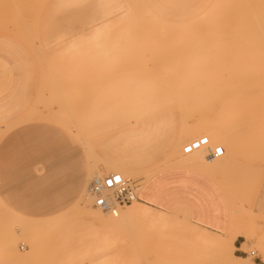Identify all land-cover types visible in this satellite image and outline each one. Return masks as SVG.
<instances>
[{
	"label": "rangeland",
	"instance_id": "1",
	"mask_svg": "<svg viewBox=\"0 0 264 264\" xmlns=\"http://www.w3.org/2000/svg\"><path fill=\"white\" fill-rule=\"evenodd\" d=\"M186 4L0 0V264H232L227 237L239 231L241 263L264 264V0H190L199 22L190 26ZM175 95L178 115L167 128L146 137L138 124L119 137L124 151L91 149L123 130L120 102L148 96L167 107ZM224 112L236 117L244 146L259 140L256 159L252 151L249 162L178 166L182 146L203 136L197 116ZM89 167L85 186L119 171L139 191L166 172H196L219 192L227 230L206 231L183 210L138 199L117 205L129 215L111 224L119 214L95 208L87 187L79 197Z\"/></svg>",
	"mask_w": 264,
	"mask_h": 264
},
{
	"label": "crops",
	"instance_id": "2",
	"mask_svg": "<svg viewBox=\"0 0 264 264\" xmlns=\"http://www.w3.org/2000/svg\"><path fill=\"white\" fill-rule=\"evenodd\" d=\"M189 1L190 0H187V4L185 5V23L187 24L192 23L190 20L192 10L191 5L188 4ZM220 10H223L222 7H217V11L219 12ZM218 16L220 17V15ZM193 23L199 22L195 21ZM235 23H239L238 20H235ZM213 24H221V22L218 23L215 21ZM170 103L171 105L166 107L164 105L165 103L161 100L148 96L144 100L120 102V106L121 104H125V106L119 113H123L125 117L124 119H121L122 117L119 118L123 122L116 130H123L115 133V135L112 136H115V138L110 137L103 144L99 142V139L94 141V145L91 146V149L98 146L105 147V150L112 154L124 151L128 144L123 142L119 137H122L125 135L124 133L137 127L138 124L141 126L139 133L146 137L156 134L159 128L163 126V123L166 124L165 127L167 128V125H169V119L172 118L174 114L178 115L175 96L170 99ZM135 111L137 112V116L132 118ZM116 113L118 114V112ZM180 130L179 127V139H181ZM81 145L85 150L87 147H90L88 139L85 138V136H82L81 138ZM140 159L142 160L141 157L138 158L135 154H128L126 157L128 162L139 161ZM106 165L113 169L128 171V169L117 164L106 163ZM89 168L88 170H84L80 179L79 192L81 190V193L87 187V185L85 186V181L88 180L86 176L89 177ZM81 193L79 197L81 196ZM137 199L151 208L165 212L178 209L183 210L191 222L202 227V229L206 231L212 233H224L227 230V228H220V225L224 221V205L219 192L207 178L196 172L188 170L166 172L145 184L139 191ZM245 243L246 239L244 236L241 235V233L237 234L232 242L229 256L232 264H243L241 261L244 259L243 253L245 252L242 250V246ZM250 264L258 263L251 262Z\"/></svg>",
	"mask_w": 264,
	"mask_h": 264
},
{
	"label": "bare ground",
	"instance_id": "3",
	"mask_svg": "<svg viewBox=\"0 0 264 264\" xmlns=\"http://www.w3.org/2000/svg\"><path fill=\"white\" fill-rule=\"evenodd\" d=\"M129 2V1H128ZM130 3V2H129ZM150 13V12H149ZM150 15H152V13L150 14ZM178 24H180V23H178ZM183 24V23H182ZM193 25V23H190V24H187L186 23V25L187 26H190V25ZM193 31V30H192ZM183 36V35H182ZM178 92V91H177ZM44 94V93H43ZM175 99H176V95H175ZM224 115L225 116H222L220 119H213L212 117H210V116H206V115H204V116H202L201 114L200 115H198L197 116V128H199L200 129V131L199 132H196L197 134H200V133H203V136H201V137H206L207 138V140H208V143H209V145L211 144V146H214V143L216 144V143H218V145H216V146H221L222 147V149H223V153H222V155H221V157L219 156V158H209V157H207L206 155V150H205V147H201V148H198V149H195V150H193V151H191V152H189V153H183L184 155H180V154H178V157L176 158V163H177V165L178 166H180V167H203V168H209V167H211V166H215V165H218L220 162H222V161H224V163H234L236 160H237V158L239 157V156H241L242 158H244V160H246L247 159V157H249L248 159H250V158H252L253 156H251V155H253L254 154V157L253 158H255V157H257V156H255L256 155V152L257 153H260L261 152V150H260V148H258V146L260 145L259 143V140L258 139H256V140H258V141H256L257 142V144L254 142V144H256V145H254L253 144V142H249V143H252V145L253 146H256L255 148H258V150H260V151H256L257 149H255V150H251L250 151V148H248V147H246V146H248V144L246 145L245 144V146H244V143L241 141V137H240V134H239V130L238 129H240L239 128V126L237 127V122H236V117H234V119L232 120V119H230L231 117H233V116H231V117H229L230 115H229V113H228V115H226V112H224ZM240 119V118H239ZM232 120V121H231ZM245 121H246V119H244ZM244 120H243V122H244ZM240 121H242V120H240ZM239 120H238V123L240 122ZM248 123V122H247ZM239 124H241L242 125V123L240 122ZM245 125V127L247 126L246 124H244ZM251 126V125H250ZM257 126V125H256ZM248 127V126H247ZM252 127V126H251ZM253 127H254V125H253ZM241 128H243V131H244V127H242L241 126ZM249 128V127H248ZM253 129V128H252ZM196 130V129H195ZM254 130V129H253ZM241 134L243 133V132H240ZM197 134H195L194 133V135H197ZM245 134V133H244ZM239 135V136H238ZM246 137V136H245ZM247 137H248V135H247ZM199 138V137H198ZM244 138V137H243ZM256 138V137H255ZM196 139V138H195ZM247 139V138H246ZM246 139H244V141L246 140ZM246 142V141H245ZM188 143V142H187ZM185 145V144H184ZM252 145H251V147H252ZM258 145V146H257ZM249 146H250V144H249ZM183 147V146H182ZM181 151H182V148H181ZM252 151H254L253 152V154L251 153ZM206 154V155H205ZM258 155V154H257ZM262 154H260V155H258V156H261ZM244 156V157H243ZM246 157V158H245ZM258 158H260L261 159V157H258ZM257 158V159H258ZM256 159V158H255ZM247 161V160H246ZM247 162H249V161H247ZM110 169H111V167H110ZM89 171H90V168H89ZM99 172V171H98ZM110 172H113V171H109V172H107V173H110ZM114 172H116V173H119L120 175H122L123 177L125 176V175H123L122 173H120L119 171H114ZM106 173V174H107ZM102 175H105V174H102ZM102 175H98V174H94L92 177H90V181H91V179L93 178V177H95V176H102ZM90 181H88L89 183H90ZM88 186H89V184L87 185V192H88ZM86 190V188L82 191V193H81V195H83L84 194V191ZM88 195L90 196V194L88 193ZM90 198H91V201H92V197L90 196ZM135 201V200H134ZM92 205H93V203H92ZM119 206H116L115 208H114V210L113 211H111V212H104V211H101V210H99L98 208V210L99 211H101V212H104V213H107V214H112V215H115V217L116 216H118V214H119V216H118V218L117 219H115V220H110V222H111V224H115V223H119V222H121V220H125L127 217H128V213H125L124 211H119L118 210V212H117V208H118ZM241 232H243V231H241ZM239 234H240V231L238 232ZM238 233H235V234H233L232 236H231V238H229V240H228V237H227V241L230 243V246H231V248H232V242H233V240L235 239V237L237 236V234ZM242 234H244V232L242 233ZM247 235V234H246ZM230 237V236H229ZM226 241V242H227ZM225 244L228 246L229 244H227V243H225V241H224V246H223V244H221L222 246H220V248L222 249H224L223 250V252L225 251V248H226V246H225ZM228 248H229V246H228ZM230 248V249H231ZM220 249V250H221ZM227 249V248H226ZM15 254L17 253V250L16 249H14V250H12ZM219 251V250H218ZM221 252H222V250H221ZM218 253H220V252H218ZM229 254V256H230V252L228 253ZM221 255V254H220ZM223 255V254H222ZM231 257H232V255H231ZM234 258V257H233ZM232 258V259H233ZM237 258V257H236ZM246 257H244V259H245ZM244 259H242V260H244ZM239 260H240V258H239ZM262 260H264V258L262 259ZM234 261V260H233ZM241 261V260H240ZM236 262V261H235ZM251 263V262H250Z\"/></svg>",
	"mask_w": 264,
	"mask_h": 264
},
{
	"label": "built area",
	"instance_id": "4",
	"mask_svg": "<svg viewBox=\"0 0 264 264\" xmlns=\"http://www.w3.org/2000/svg\"><path fill=\"white\" fill-rule=\"evenodd\" d=\"M205 147L206 156L218 158L222 155L221 146H210L206 137H199L189 141L182 147L183 153ZM88 193L92 197L95 208L104 212H111L117 205L130 204L137 199L139 185L136 180L125 178L119 173L110 172L102 176H95L88 186ZM254 254L253 251L250 252Z\"/></svg>",
	"mask_w": 264,
	"mask_h": 264
}]
</instances>
